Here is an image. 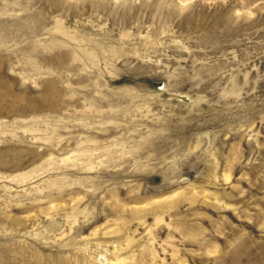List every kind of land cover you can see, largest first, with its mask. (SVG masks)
<instances>
[{"label": "rangeland", "instance_id": "rangeland-1", "mask_svg": "<svg viewBox=\"0 0 264 264\" xmlns=\"http://www.w3.org/2000/svg\"><path fill=\"white\" fill-rule=\"evenodd\" d=\"M0 264H264V0H0Z\"/></svg>", "mask_w": 264, "mask_h": 264}]
</instances>
